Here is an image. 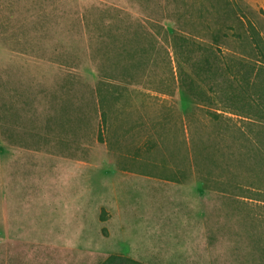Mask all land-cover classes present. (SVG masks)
<instances>
[{"label": "rangeland", "instance_id": "1", "mask_svg": "<svg viewBox=\"0 0 264 264\" xmlns=\"http://www.w3.org/2000/svg\"><path fill=\"white\" fill-rule=\"evenodd\" d=\"M111 256L264 264V0H0V264Z\"/></svg>", "mask_w": 264, "mask_h": 264}, {"label": "trees", "instance_id": "2", "mask_svg": "<svg viewBox=\"0 0 264 264\" xmlns=\"http://www.w3.org/2000/svg\"><path fill=\"white\" fill-rule=\"evenodd\" d=\"M102 264H140V263H138L136 261H133L131 259H127V258H124V257H120V256H111L110 258H108Z\"/></svg>", "mask_w": 264, "mask_h": 264}]
</instances>
